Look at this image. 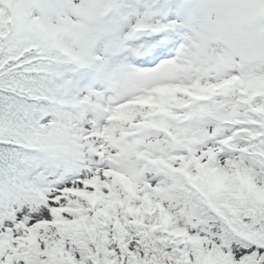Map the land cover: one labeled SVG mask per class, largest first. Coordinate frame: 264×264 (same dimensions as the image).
<instances>
[{
	"label": "snow or ice",
	"instance_id": "1",
	"mask_svg": "<svg viewBox=\"0 0 264 264\" xmlns=\"http://www.w3.org/2000/svg\"><path fill=\"white\" fill-rule=\"evenodd\" d=\"M0 264H264V0H0Z\"/></svg>",
	"mask_w": 264,
	"mask_h": 264
}]
</instances>
